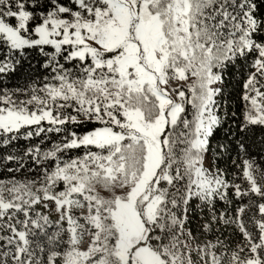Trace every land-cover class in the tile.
<instances>
[{
    "label": "snow or ice",
    "instance_id": "6c2138e0",
    "mask_svg": "<svg viewBox=\"0 0 264 264\" xmlns=\"http://www.w3.org/2000/svg\"><path fill=\"white\" fill-rule=\"evenodd\" d=\"M0 264H264V0H0Z\"/></svg>",
    "mask_w": 264,
    "mask_h": 264
}]
</instances>
